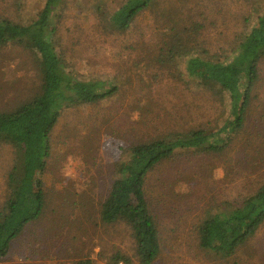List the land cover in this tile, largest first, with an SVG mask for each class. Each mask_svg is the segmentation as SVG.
Masks as SVG:
<instances>
[{
    "label": "rangeland",
    "instance_id": "1",
    "mask_svg": "<svg viewBox=\"0 0 264 264\" xmlns=\"http://www.w3.org/2000/svg\"><path fill=\"white\" fill-rule=\"evenodd\" d=\"M44 1L0 0V16L30 25ZM118 1L61 0L49 17L47 38L67 69L118 90L97 103L62 108L49 133L47 164L37 174L42 214L0 264H108L116 251L133 255L128 224H105L99 213L127 149L175 131L217 126L230 113L229 100L186 76L183 62L203 48L228 56L237 36L264 12V0H155L124 33L105 23ZM179 37L194 50L171 63L167 49ZM258 76L244 125L226 148L188 149L146 174L144 193L160 244L152 264H264V223L229 256L202 250L197 234L203 219L239 206L264 183V59ZM40 83L29 48L0 45V112L32 98ZM12 157V149L0 145V204Z\"/></svg>",
    "mask_w": 264,
    "mask_h": 264
},
{
    "label": "trees",
    "instance_id": "2",
    "mask_svg": "<svg viewBox=\"0 0 264 264\" xmlns=\"http://www.w3.org/2000/svg\"><path fill=\"white\" fill-rule=\"evenodd\" d=\"M60 2L45 0L30 25L0 16V45L16 42L29 48L41 81L36 95L14 109L0 112V145L13 151L6 174L7 198L0 204V262L42 214L44 193L37 174L47 164L49 133L62 108L97 103L118 90L116 85L101 80L78 79L67 69L62 55L47 38L49 17ZM154 3L155 0H119L106 14V27L124 33ZM192 26L194 30L202 27L201 23ZM175 41L167 49L171 63L194 50L185 39L179 37ZM230 49L228 56L220 57L203 48L200 54L190 55L183 62L186 76L195 78L198 85L220 101L229 100L227 118L214 127L175 131L132 144L126 158L118 164V175L107 187L100 205V219L105 224H128L134 238V254L116 251L107 258L108 264H152L159 254L158 230L144 193L146 174L161 161L188 149L220 152L244 125L264 59V12L251 20ZM263 223L264 183L243 198L239 206L203 219L197 226L199 247L221 256L232 255ZM73 264L91 261L80 259Z\"/></svg>",
    "mask_w": 264,
    "mask_h": 264
},
{
    "label": "built area",
    "instance_id": "3",
    "mask_svg": "<svg viewBox=\"0 0 264 264\" xmlns=\"http://www.w3.org/2000/svg\"><path fill=\"white\" fill-rule=\"evenodd\" d=\"M117 264H124L123 262H119V263H117Z\"/></svg>",
    "mask_w": 264,
    "mask_h": 264
}]
</instances>
